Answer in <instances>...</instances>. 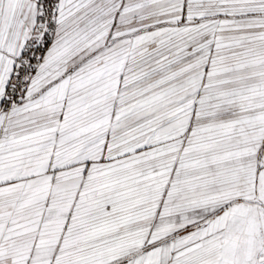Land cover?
I'll use <instances>...</instances> for the list:
<instances>
[{
    "label": "snow or ice",
    "instance_id": "6c2138e0",
    "mask_svg": "<svg viewBox=\"0 0 264 264\" xmlns=\"http://www.w3.org/2000/svg\"><path fill=\"white\" fill-rule=\"evenodd\" d=\"M0 264H264V0H0Z\"/></svg>",
    "mask_w": 264,
    "mask_h": 264
}]
</instances>
